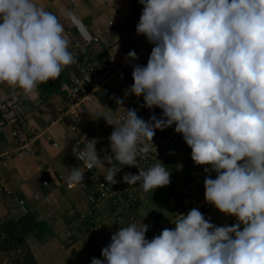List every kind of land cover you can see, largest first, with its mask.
<instances>
[{"label": "clouds", "instance_id": "9594fccd", "mask_svg": "<svg viewBox=\"0 0 264 264\" xmlns=\"http://www.w3.org/2000/svg\"><path fill=\"white\" fill-rule=\"evenodd\" d=\"M142 12L136 34L152 45L146 65L132 63L133 84L117 107L126 109L117 124L112 113L97 112L113 131L110 155L97 152L98 138H86L76 158L91 171L106 169L107 184H140L145 193L171 183V171L159 161L146 170L137 158L156 149L157 130L175 126L203 166L204 200L231 225L211 222L198 207L175 213L174 227L151 239L143 220L119 227L91 264H264V0H138ZM61 15L92 42L83 21L72 10ZM59 16L34 0H0V84L18 87L30 96L41 84L60 77L77 62ZM126 62L139 59L134 50ZM129 96L141 97V108L124 107ZM160 109L158 117L154 109ZM101 151H104L103 149ZM110 166L105 167V163ZM72 167L69 187L84 182ZM215 173V178H213Z\"/></svg>", "mask_w": 264, "mask_h": 264}, {"label": "crops", "instance_id": "0c3cea01", "mask_svg": "<svg viewBox=\"0 0 264 264\" xmlns=\"http://www.w3.org/2000/svg\"><path fill=\"white\" fill-rule=\"evenodd\" d=\"M72 1L77 5L76 11L73 9ZM135 1L34 0L38 6H42L45 10L59 16L60 22L65 27V33L71 32L75 36V45L78 43L85 45L87 41H84L76 27L61 15L62 9L72 10L83 21L93 37L96 36L97 30L103 31L98 44L86 47L83 54L75 56L77 61L81 58H88L95 64L109 59L126 60L130 50L136 51L140 48L148 50L150 54L152 45L144 36L136 34V24L140 15H138L137 22L129 20ZM139 8L142 10L140 4ZM109 23H112V26H109ZM127 32H131L132 37L123 41ZM98 57L104 60L97 59ZM147 60L144 58L142 65H146ZM76 63L64 69L68 73V78L72 73L78 74ZM57 82L56 79L47 84L39 85L30 96H26L23 90L18 87L0 84V102L13 97L17 101L18 111L22 114L20 115L23 122L19 136L14 138L12 128L6 120L0 117V185L10 188L12 192V196L7 198L0 193V228L7 223V219H11L16 225L19 220H29L31 217L35 220L36 226L42 228L40 235L31 236L28 239L26 248L37 264H91L93 257L102 258V248L108 245L111 235L119 227H126L131 223H136L139 226L142 220L144 224L150 226L149 230L152 227H157L162 220L171 217L170 212H172V206L176 201H167L166 206L161 208L154 206L148 198L151 197L150 192L145 193L139 189L138 185L129 186L122 182L124 173L128 171L122 173L119 183L126 187L136 199L134 205L123 200L114 206L111 200H106L92 211L87 200V194L96 186L93 187L83 182L81 184L84 185L85 189L67 190V178L71 168L76 167L69 162L67 150L77 139V134L70 130L71 120L50 127L48 115L62 105L61 93L66 92L70 84L63 89L64 91L60 92V98L57 99L51 96L48 101H45L41 93L42 88L51 90ZM131 85L132 83L129 81L124 85L112 81V86L119 91L122 97L124 91ZM102 96V93L96 94L94 99L97 104V99ZM136 100L135 96H129L125 102ZM100 102L104 103V100ZM98 106L100 105L98 104ZM53 107L55 108L53 109ZM122 109L123 107H115L113 114ZM89 118L92 119L91 123L87 122ZM102 122H104L103 118L97 120L96 114L90 110L85 117L75 121V125L79 131H85L87 137L93 138L96 128H99ZM31 128L36 130L39 138L32 140L33 136L29 135ZM47 137L52 141H48ZM25 141L30 142V154L22 160L12 157L11 152ZM53 141L58 143L57 149L53 148ZM187 153L169 156L177 157L169 169L172 186L176 185V178L182 172L184 180L186 174L190 172ZM180 161L181 164H179ZM116 162L113 157L111 164L116 165ZM4 163L6 167L3 166ZM105 171L106 169L99 168L96 173L99 181L104 179ZM60 176H62V180L59 179ZM43 181L48 182L46 187L42 185ZM167 192L163 188L160 195L165 196ZM36 195L39 196V201L34 200ZM14 196L26 202V212L21 210L11 212L15 204ZM46 197H49L50 204L43 201ZM81 215L94 222L95 225L92 230L89 229L88 225H84L83 228L77 227ZM211 222L217 225H231L235 222V218L226 217L216 209L212 213Z\"/></svg>", "mask_w": 264, "mask_h": 264}, {"label": "built area", "instance_id": "2783aa9c", "mask_svg": "<svg viewBox=\"0 0 264 264\" xmlns=\"http://www.w3.org/2000/svg\"><path fill=\"white\" fill-rule=\"evenodd\" d=\"M90 1V0H85ZM73 9L76 11L77 5L74 1ZM109 26H112V23H109ZM103 34L102 30H97L96 36L94 37L92 42H86L84 44H76L75 45V36L71 32H66L65 35L70 39V51L74 56L83 54L85 48L91 46L92 44H98L100 38ZM132 37L131 32H127L123 38V41H127ZM137 56L139 57L136 61H128L122 59H109L107 61L101 62L99 64H95L88 58H81L77 61L76 65L78 68V74L72 73L69 76V88L66 92L61 93V101L62 105L56 108V112H50L48 117L50 120L49 126H55L62 123L65 120H71L70 130L73 133L77 134V139L74 141L72 145V153L75 156H78L80 151L85 147L86 138L91 139L86 136L85 131H79L77 126L75 125V121L80 119L81 117H85L86 114L90 112V110L96 114L97 112H101L100 107L95 101V96L98 93H102V95L108 97L110 99V103L117 107L113 96L122 97L119 91L112 86V81H116L120 85H124L127 81L133 84L132 79V63L142 64L144 62V58L148 59L149 53L146 49H138L135 51ZM143 103V99L136 100L134 102H125L124 107L126 108H137L138 115L143 117L145 120H148L150 115L152 114L147 108H141L140 104ZM154 113L159 117L162 113L161 110L156 108L153 110ZM18 111L17 101L14 100L13 97H10L8 100L4 102H0V117L7 121L8 125L12 128V135L14 138L19 136L20 128L23 126L22 122V114ZM126 109L123 108L120 112L113 114L115 116V123H119L121 119L125 116ZM88 123L92 122V119H87ZM175 126L165 129L163 131L157 130L156 134L153 138L154 145L156 149L153 147L151 152L146 156H139L137 158L138 166L140 169L146 170L152 165L162 162L163 155L172 156L175 154H183L187 153L188 157V174H186L184 183L181 187V194L179 198L174 202L172 206V216L171 218L164 219L161 221V224L157 227H152L146 233V237L151 239L152 236L159 234L164 228H171L174 225L170 222L175 219V213H184L193 208L198 207L199 210L204 213L206 217H210L212 220V213L216 210L213 206L207 204L204 200V185L203 181L205 179L206 173L203 170V166L195 165L191 159V149L185 144L182 135L177 134L174 131ZM113 131L112 126L108 125L105 121L102 122L99 128L95 130V136L93 138H98L99 142L97 143V152L101 158H103L106 154L109 155L111 149L109 147V136ZM29 135L32 137V140L39 138V135L36 134V130L31 128L29 130ZM64 138V136H62ZM48 141H52L47 137ZM53 148H58V143L53 141ZM30 142L25 141L22 145L18 146L11 152V156L17 159H24L30 154L29 148ZM104 151H101V150ZM187 151V152H186ZM7 155V154H6ZM76 160L82 165V168L87 171V169L82 164V161ZM6 167V164H3ZM110 165L106 162L105 167H109ZM114 167L122 168L121 171L117 174L116 179L120 181V177L122 173L128 171L133 174H138L139 169L136 167H128L123 166L118 161L116 165H112ZM99 168H94L88 172L97 173ZM213 178H215V173L212 174ZM62 180V176L59 177ZM42 185L46 187L48 185L47 181H43ZM85 189L83 184H79L78 186L69 187L66 185V189L69 191H73L75 189ZM0 193L3 197L12 196V192L10 188H6L0 185ZM14 208L11 212L24 211L26 212L27 204L24 200L14 196ZM35 201H39V196H34ZM87 200L93 211L94 208H97L102 202L106 200H111L112 204L116 206L121 201H126L130 205H134L136 203V199L129 192V190L117 183L115 185L107 184L105 180H101L97 183L96 187L88 192ZM46 204H50L49 197H46L44 200ZM84 225H88L89 229L92 230L95 225L92 220H87L84 216L81 215L79 221L77 222V227L83 228ZM117 231V230H116ZM151 231V232H150Z\"/></svg>", "mask_w": 264, "mask_h": 264}, {"label": "rangeland", "instance_id": "374dc122", "mask_svg": "<svg viewBox=\"0 0 264 264\" xmlns=\"http://www.w3.org/2000/svg\"><path fill=\"white\" fill-rule=\"evenodd\" d=\"M97 59H100L102 61L104 60L103 58H99V57ZM57 80H58V82L53 86V88L51 90H47L45 88H42L41 93H42V97L45 101H48L51 96L56 97V99L60 98V92H62V90L69 85V78H68V73L66 72V70L62 71L60 77L57 78ZM100 99L104 100V103L100 102L101 101ZM100 99H97V101H98V104L100 105L99 107H100L102 113H112L113 114L115 112V107L110 103V99L104 95ZM54 108L55 107H53V109ZM55 112H53V113H55ZM48 124H49V122H48ZM58 140L60 142H62L59 138H58ZM67 153L69 155L68 159H69L70 163H72L76 167H80L81 171H86L85 169L82 168V165L76 160L75 156L73 155L72 145H70V147L68 148ZM162 158H163L162 162L168 168V170L171 169L170 165H172L174 163V160H177L176 159L177 157L173 158V157H169L166 155H163ZM179 164H181V161L179 162ZM183 175L184 174L182 172V174H180V176L178 178H176V182H177L176 185L172 186L171 185L172 182H171L169 184L171 186H169L168 188L165 186L162 188H157L156 190H154L153 193L150 192L151 197H148L150 203H152L156 207L161 208L164 205L166 206L167 201H176L181 194V187H182V183L184 181ZM98 182H99V179H98V176L95 172H88V171L85 172L84 183L95 187ZM136 185L139 186V189H142L140 184H136ZM163 188L166 192L168 191L167 194H165V196L160 195ZM170 213L172 216V212H170ZM29 221L32 222L33 225H35L34 226L35 228L33 230H31L30 232L27 231L24 234L18 228L15 235L17 237H22V238L18 239L16 241V243L14 242L15 240H13L12 243H9L8 241L10 239H12L13 237L10 235V233H8V232L4 233L3 232V228L5 229V227L7 228L8 226L11 227V225H13V226L15 225L13 223V221L11 219H7V223L2 225V227L0 228L1 229V234H0V264H24V261H23L24 256L27 254V252H29L26 249L28 239H30L31 236L37 237L38 235H40V232H42L41 231L42 228L39 226H36L35 220H33L31 217H29ZM16 226L19 227V225H16ZM11 230L14 232V228H11ZM21 239H24V240L20 241ZM2 247H4V249Z\"/></svg>", "mask_w": 264, "mask_h": 264}, {"label": "trees", "instance_id": "16d2710c", "mask_svg": "<svg viewBox=\"0 0 264 264\" xmlns=\"http://www.w3.org/2000/svg\"><path fill=\"white\" fill-rule=\"evenodd\" d=\"M141 9L139 8V2L138 0H136L134 2V5L131 9V12H130V16H129V20L130 21H135L137 22V18H138V15L141 14ZM16 225H19V227H17ZM16 225H11L8 226L7 228L5 227V229L3 228V232L4 233H10V235L13 237L12 239H10L8 242L9 243H12L13 240H15L14 242L16 243V241L22 237H17L15 234H16V231L17 229L19 228L23 234L26 233L27 231L29 230H33L35 227V225H33L32 222H30L29 220H25V219H22V220H19L18 223ZM11 228H14V232L11 230ZM19 243V242H18ZM4 249V247H2ZM24 264H37L36 260L31 256V253L27 252V254L24 256Z\"/></svg>", "mask_w": 264, "mask_h": 264}, {"label": "water", "instance_id": "95a60500", "mask_svg": "<svg viewBox=\"0 0 264 264\" xmlns=\"http://www.w3.org/2000/svg\"><path fill=\"white\" fill-rule=\"evenodd\" d=\"M141 8H142V5H141ZM142 11V10H141ZM52 83V82H51ZM20 241H23V239H21Z\"/></svg>", "mask_w": 264, "mask_h": 264}]
</instances>
